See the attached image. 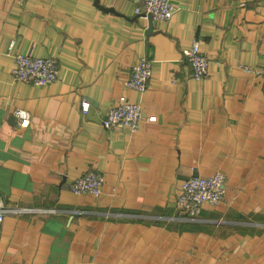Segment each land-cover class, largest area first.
Masks as SVG:
<instances>
[{
    "label": "crops",
    "instance_id": "0c3cea01",
    "mask_svg": "<svg viewBox=\"0 0 264 264\" xmlns=\"http://www.w3.org/2000/svg\"><path fill=\"white\" fill-rule=\"evenodd\" d=\"M170 2L156 21L127 0H0V196L41 211L4 218L0 264H264V80L243 69L264 63V0ZM194 42L203 80L184 60ZM19 55L55 59L57 81H14ZM142 58L139 92L125 82ZM123 103L137 130L103 128ZM90 171L98 198L69 188ZM215 171L223 202L178 212L179 184Z\"/></svg>",
    "mask_w": 264,
    "mask_h": 264
},
{
    "label": "built area",
    "instance_id": "2783aa9c",
    "mask_svg": "<svg viewBox=\"0 0 264 264\" xmlns=\"http://www.w3.org/2000/svg\"><path fill=\"white\" fill-rule=\"evenodd\" d=\"M133 4V14L142 19L167 21L173 14L174 7L170 0H127ZM13 42L10 44L12 48ZM184 60L190 67V75L195 80H203L207 77L209 60L194 42L183 52ZM245 72L256 75L264 80V63L260 68H243ZM12 77L16 82H23L35 86H47L58 79V64L52 58H37L27 55L15 57ZM152 77V62L142 58L132 66L125 85L127 88L144 92ZM88 103L81 102L82 112H86ZM18 125L24 126L28 114L17 108L14 110ZM142 120L141 108L138 104L123 103L110 108L102 119L101 124L105 129L128 128L135 131ZM104 176L100 172L90 171L87 174L74 179L70 190L76 195H89L98 198L102 194ZM226 196V178L221 171H215L209 176H192L179 184V192L176 197L175 208L181 214L196 217L200 214L203 205L216 207L220 205ZM41 212L33 208H20L7 204L0 196V224L8 215L20 213ZM47 212V211H44ZM52 212V211H49Z\"/></svg>",
    "mask_w": 264,
    "mask_h": 264
},
{
    "label": "water",
    "instance_id": "95a60500",
    "mask_svg": "<svg viewBox=\"0 0 264 264\" xmlns=\"http://www.w3.org/2000/svg\"><path fill=\"white\" fill-rule=\"evenodd\" d=\"M148 20H151V19H148Z\"/></svg>",
    "mask_w": 264,
    "mask_h": 264
}]
</instances>
